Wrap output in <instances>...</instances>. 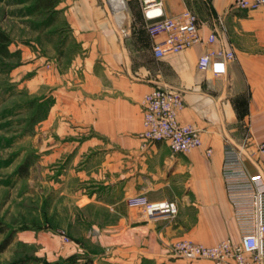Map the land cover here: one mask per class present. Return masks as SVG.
<instances>
[{
	"label": "crops",
	"instance_id": "crops-1",
	"mask_svg": "<svg viewBox=\"0 0 264 264\" xmlns=\"http://www.w3.org/2000/svg\"><path fill=\"white\" fill-rule=\"evenodd\" d=\"M125 2L115 12L108 0H57L66 44L53 54L25 50L14 75L40 101L49 100L39 121V145L43 160L54 163L55 186L62 193L71 190L79 206L95 204L117 213L116 222L91 227L109 249L102 257L106 263L213 264L175 257L171 246L182 238L208 245L239 238L221 165L226 141L245 151L264 141V7L235 9L232 0H166L167 15L186 8L198 14L204 40L158 58L153 45L159 38L148 33L140 1ZM213 29L216 40L210 44L206 40ZM211 48L236 53L223 75L198 66ZM162 86L182 93L179 119L201 130L202 146L173 153L164 141L144 145L141 99ZM246 163L264 189V161L246 158ZM137 195L173 200L178 213L172 219L149 218L129 205ZM38 233L24 230L19 236L46 248L58 245L57 237ZM80 249L76 244L65 255L80 254Z\"/></svg>",
	"mask_w": 264,
	"mask_h": 264
},
{
	"label": "rangeland",
	"instance_id": "rangeland-1",
	"mask_svg": "<svg viewBox=\"0 0 264 264\" xmlns=\"http://www.w3.org/2000/svg\"><path fill=\"white\" fill-rule=\"evenodd\" d=\"M41 1L0 0V29L11 37L9 55L0 56V243L12 237L0 252V264H112L102 259L109 249L91 227L116 222L117 213L95 204L79 206L71 190L62 193L55 186L54 163L43 160L39 145V121L48 112L49 100L40 101L14 75L28 49L53 54L66 44L59 13ZM24 164L27 168L20 170ZM128 201L147 217L146 205L157 202L146 195ZM24 230L57 237L58 245L46 248L37 240L23 241L19 234ZM76 244L80 254L65 255Z\"/></svg>",
	"mask_w": 264,
	"mask_h": 264
},
{
	"label": "built area",
	"instance_id": "built-area-1",
	"mask_svg": "<svg viewBox=\"0 0 264 264\" xmlns=\"http://www.w3.org/2000/svg\"><path fill=\"white\" fill-rule=\"evenodd\" d=\"M139 1L147 21L148 33L159 38L153 45L156 57L177 53L203 42L199 32L200 19L193 10L186 8L167 15L164 12L166 0ZM232 7L255 10L264 7V0H232ZM215 40L216 29H213L206 41L212 44ZM235 57L233 48H211L200 56L198 66L201 69L211 67L219 76L226 73L228 62ZM184 106L182 93L176 89L162 86L145 93L141 99L143 130L140 134L144 145L164 141L173 153H188L202 146L201 130L179 119ZM212 152L211 148L206 150L208 156ZM246 158L262 163L264 141L248 151L231 141L224 143L221 174L239 238L227 237L213 245L190 238L178 239L171 246L175 257L208 259L213 264H264V189L257 185L259 174L251 173ZM145 211L151 218L163 215L175 217L178 205L171 200H162L147 204Z\"/></svg>",
	"mask_w": 264,
	"mask_h": 264
},
{
	"label": "trees",
	"instance_id": "trees-1",
	"mask_svg": "<svg viewBox=\"0 0 264 264\" xmlns=\"http://www.w3.org/2000/svg\"><path fill=\"white\" fill-rule=\"evenodd\" d=\"M57 0H42V4L44 7L51 9L55 7ZM11 41V37L8 33H6L3 29H0V56H8L9 55V43ZM26 164L20 166V170H24ZM11 235L8 236L4 241L0 243V252L6 250L8 245L11 243Z\"/></svg>",
	"mask_w": 264,
	"mask_h": 264
},
{
	"label": "bare ground",
	"instance_id": "bare-ground-1",
	"mask_svg": "<svg viewBox=\"0 0 264 264\" xmlns=\"http://www.w3.org/2000/svg\"><path fill=\"white\" fill-rule=\"evenodd\" d=\"M109 3L111 4V7L115 12L122 11V9L126 7L125 0H109ZM118 21L122 25L124 23L123 17L119 16Z\"/></svg>",
	"mask_w": 264,
	"mask_h": 264
}]
</instances>
